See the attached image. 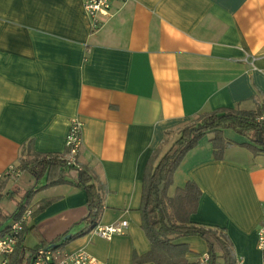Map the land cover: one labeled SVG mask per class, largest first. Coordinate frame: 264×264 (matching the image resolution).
<instances>
[{
    "label": "crops",
    "instance_id": "1",
    "mask_svg": "<svg viewBox=\"0 0 264 264\" xmlns=\"http://www.w3.org/2000/svg\"><path fill=\"white\" fill-rule=\"evenodd\" d=\"M258 107H264V0H130L102 18L97 31L84 0H0V186L14 166L21 175L10 189L25 173L31 189L35 179L20 167L23 154H65L78 120V163L103 190L99 226L129 223L125 235L105 240L92 232L67 245V253L85 251L100 264H133L134 253L147 254L140 208L153 152L169 133L173 144L203 113ZM224 136L230 143L224 159H215L212 136L201 139L169 194L195 182L203 195L192 222L225 230L244 264H264L257 243L264 153L255 155L232 131ZM34 192L25 226L45 243L84 229L85 191L61 185ZM45 200L52 203L37 212ZM178 242L190 246V262L207 255L198 237Z\"/></svg>",
    "mask_w": 264,
    "mask_h": 264
},
{
    "label": "trees",
    "instance_id": "2",
    "mask_svg": "<svg viewBox=\"0 0 264 264\" xmlns=\"http://www.w3.org/2000/svg\"><path fill=\"white\" fill-rule=\"evenodd\" d=\"M264 116V107L254 111L222 108L213 112L203 113L197 119L182 127L179 136L170 144V133L163 143L151 155L144 173L143 194L141 203L142 229L150 244L151 250L140 256L134 253L133 264H201L190 262L188 255L191 248L188 244L178 241L186 237H198L206 243L208 248V262L206 264H234L233 244L223 229L207 228L192 222L191 218L198 212L199 203L203 195L199 186L190 181L184 188L176 189L174 195L170 191L174 185V175L187 154L196 148L201 139L212 136L211 143L216 160H223L227 147L230 145L225 138V130H233L247 139L244 144L255 155L264 153V121L258 119ZM169 149L165 151L166 147ZM31 156V157H30ZM68 151L65 154H39L24 155L20 167L29 171L35 184L28 191L16 188L5 198L4 190L7 186L3 182L0 186V238L4 237L13 221L19 220L31 202L35 189L40 190L70 185L86 192L88 197V213L83 222L85 227L80 232L66 240L61 237L52 244H47L33 226L25 229L15 254L11 258L12 264H30V256L26 258V248L22 246L24 236L33 233L39 241L33 248L32 254L39 248L53 246L64 250L71 242L92 233L101 220L103 209V190L96 184L95 178L85 168L68 165ZM16 195L22 201L15 203L16 209L7 213L2 206L3 200L15 201ZM52 203L42 202L37 212H41ZM34 214V213H33Z\"/></svg>",
    "mask_w": 264,
    "mask_h": 264
},
{
    "label": "built area",
    "instance_id": "3",
    "mask_svg": "<svg viewBox=\"0 0 264 264\" xmlns=\"http://www.w3.org/2000/svg\"><path fill=\"white\" fill-rule=\"evenodd\" d=\"M130 0H84V10L90 18L93 31H97L102 26V18L109 17L117 4H126ZM259 123L264 121V116L258 119ZM82 128L83 124L74 120L71 123L69 134L66 140L68 151V165L80 168L78 163V155L82 146ZM20 170L12 166L7 177H19ZM32 213L30 210L24 212V215L17 221H13L7 234L0 238V264H12L11 258L15 254L21 235L25 229L28 219ZM129 227V223L125 220L117 224L101 227L98 226L93 232L105 240H111L114 236L125 235ZM258 248L264 256V224L258 229ZM208 255H205L200 263L208 262ZM30 264H100L99 261L85 251L76 253H67L58 247L47 246L39 248L30 256ZM234 264H244L242 258H236Z\"/></svg>",
    "mask_w": 264,
    "mask_h": 264
},
{
    "label": "rangeland",
    "instance_id": "4",
    "mask_svg": "<svg viewBox=\"0 0 264 264\" xmlns=\"http://www.w3.org/2000/svg\"><path fill=\"white\" fill-rule=\"evenodd\" d=\"M228 131H232V132H234V133H236L235 131H233V130H227L226 129V131L225 132H228ZM237 134V133H236ZM237 135H239V134H237ZM241 135H239V137H240ZM242 137V136H241ZM169 149V146L168 147H166V149H165V151L166 150H168ZM30 178H29V176L27 175V173H25V175H24V177L21 179V181L19 182V187H21L24 191H28V189H30V185H31V182H30V180H29ZM17 180H18V178L16 177V178H9L8 179V182H7V186H6V188H5V190H4V195H5V198L7 197V195H9L10 193H11V191L13 190V189H10L14 184H16V182H17ZM9 186V187H8ZM14 199H15V201H11V200H9V199H6V200H3V202H2V206H3V208H5V210L7 211V213H12L15 209H16V207H15V203L18 201H22L21 199V196H19V195H16L15 197H14ZM27 244H26V253L27 254H30L31 253V249H33L34 247H35V245L37 244V241H36V239H34V237H33V235L32 234H28V240H27V242H26ZM27 254H26V256H27ZM29 256V255H28ZM29 258V257H28ZM27 258V259H28Z\"/></svg>",
    "mask_w": 264,
    "mask_h": 264
}]
</instances>
